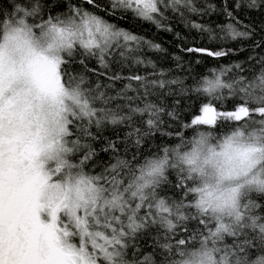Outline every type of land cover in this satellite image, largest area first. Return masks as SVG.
<instances>
[{
	"label": "snow or ice",
	"instance_id": "1",
	"mask_svg": "<svg viewBox=\"0 0 264 264\" xmlns=\"http://www.w3.org/2000/svg\"><path fill=\"white\" fill-rule=\"evenodd\" d=\"M250 10L264 0L220 9L222 39L252 40L247 65L186 84L118 21L179 18L215 39L188 19L217 12L209 0L0 2V264H264V27L255 38ZM183 97L200 101L187 122Z\"/></svg>",
	"mask_w": 264,
	"mask_h": 264
},
{
	"label": "trees",
	"instance_id": "2",
	"mask_svg": "<svg viewBox=\"0 0 264 264\" xmlns=\"http://www.w3.org/2000/svg\"><path fill=\"white\" fill-rule=\"evenodd\" d=\"M0 2L6 3L7 0H0ZM209 2L217 5V12L212 13L210 16H189L188 19L189 21L207 24V26L213 29L215 39L210 38L207 32H199L190 26L186 27L185 23L179 18L168 22L172 27V31L159 30L154 25L130 17L120 20L118 23L120 27L145 36L147 39L161 46L162 52H146V58L156 63L158 70L163 69L169 77H180L185 80L186 84H191L193 78L199 79L210 75L213 69L219 71L221 68L229 67L236 63L246 66L248 56L253 50L251 39L237 38L236 40H232L230 38H221L223 33L220 31V26L226 22V18L220 12L224 0H209ZM241 19L244 24L256 29L255 38L259 39L262 35L260 29L264 27V14L250 10L241 16ZM238 27L240 30H243L242 26L238 25ZM188 48L231 49L232 51L228 56L215 58L199 52H188ZM139 71L140 74L145 75L151 72V69L145 70L143 66H140ZM181 99H183V103L177 107L181 110V120L187 122L193 118L194 114H198L200 101L195 98L188 99L187 97ZM173 104L174 99L170 97L165 107ZM226 107L230 109L232 107L231 103L226 104ZM165 119H167L166 116ZM176 126L174 122L171 130L174 131ZM185 135L190 137L192 135L191 129ZM173 142L174 138L173 141H169L170 144Z\"/></svg>",
	"mask_w": 264,
	"mask_h": 264
}]
</instances>
